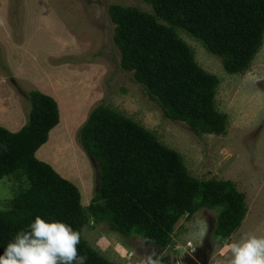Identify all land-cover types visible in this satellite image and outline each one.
<instances>
[{
    "label": "trees",
    "instance_id": "obj_1",
    "mask_svg": "<svg viewBox=\"0 0 264 264\" xmlns=\"http://www.w3.org/2000/svg\"><path fill=\"white\" fill-rule=\"evenodd\" d=\"M143 1L151 5L152 13L135 6L109 8L121 66L133 72L165 118L187 123L198 135L223 133L226 117L214 105L218 78L198 65L177 29L219 56L229 72H241L263 42L264 0ZM29 102V120L21 130L0 125V179L17 181L8 211L0 210V255L17 232L40 216L65 222L81 233L78 248L87 256L85 264H109L83 238L87 217L79 187L37 156L60 122L59 105L39 91L30 92ZM79 138L99 165L90 210L118 232L137 234L164 249L177 220L201 208L217 211L214 232L220 238L242 224L244 197L232 182L192 176L178 151L121 112L95 107Z\"/></svg>",
    "mask_w": 264,
    "mask_h": 264
},
{
    "label": "rangeland",
    "instance_id": "obj_2",
    "mask_svg": "<svg viewBox=\"0 0 264 264\" xmlns=\"http://www.w3.org/2000/svg\"><path fill=\"white\" fill-rule=\"evenodd\" d=\"M113 4L153 12L143 0H0V125L16 132L28 123L32 91L57 102L60 122L37 156L79 187L87 217L83 238L109 264H147L149 257L158 264H226L225 243L248 232L264 235V37L249 67L232 73L198 39L177 29L198 65L218 78L214 105L226 117L223 133L198 135L187 123L165 118L133 72L121 66L109 14ZM99 105L153 131L182 155L200 181L232 182L246 207L239 228L224 239L216 236L217 211L201 208L179 218L168 247L158 249L95 217L90 205L99 165L81 145L79 133ZM16 189L15 179H0V210ZM200 221L207 232L193 239Z\"/></svg>",
    "mask_w": 264,
    "mask_h": 264
},
{
    "label": "clouds",
    "instance_id": "obj_3",
    "mask_svg": "<svg viewBox=\"0 0 264 264\" xmlns=\"http://www.w3.org/2000/svg\"><path fill=\"white\" fill-rule=\"evenodd\" d=\"M206 232V223L198 222L193 239H202ZM80 241L81 233L69 224L36 216L28 229L17 232L7 244L0 264H85L87 256L79 252ZM188 244L192 249L191 242ZM223 253L229 256L226 264H264V235L244 233L238 240L225 243ZM147 264L158 261L149 257Z\"/></svg>",
    "mask_w": 264,
    "mask_h": 264
}]
</instances>
